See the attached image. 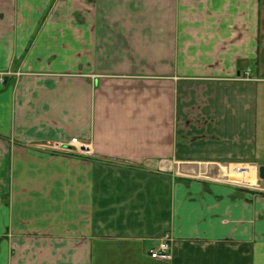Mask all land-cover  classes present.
Listing matches in <instances>:
<instances>
[{
    "label": "crops",
    "instance_id": "0c3cea01",
    "mask_svg": "<svg viewBox=\"0 0 264 264\" xmlns=\"http://www.w3.org/2000/svg\"><path fill=\"white\" fill-rule=\"evenodd\" d=\"M0 73V264H264V0H0Z\"/></svg>",
    "mask_w": 264,
    "mask_h": 264
},
{
    "label": "built area",
    "instance_id": "2783aa9c",
    "mask_svg": "<svg viewBox=\"0 0 264 264\" xmlns=\"http://www.w3.org/2000/svg\"><path fill=\"white\" fill-rule=\"evenodd\" d=\"M70 144L78 145L76 139H71ZM54 147H57V146L54 145ZM79 149L84 150V148H81V147ZM235 172L242 176L243 175L245 176L248 173L247 170L239 169V168H236ZM169 250H170V244L168 240L165 239L162 242H160V244L157 246L155 250L150 251V256L152 259H155V260H168L170 259Z\"/></svg>",
    "mask_w": 264,
    "mask_h": 264
},
{
    "label": "rangeland",
    "instance_id": "374dc122",
    "mask_svg": "<svg viewBox=\"0 0 264 264\" xmlns=\"http://www.w3.org/2000/svg\"><path fill=\"white\" fill-rule=\"evenodd\" d=\"M10 74H12L13 76H16V77H18L21 73H10ZM86 147H87V145H86ZM89 150L90 149H88L86 152H84V153H86V154H88L89 153ZM226 166L228 167V170H227V168H226ZM226 166H224V167H222L220 170H218V173H219V176H218V181H223V182H230V183H233L232 181V178H234V179H241V178H243L244 177V175L242 176V175H239L238 173H236L235 172V167L233 166V165H231V164H229V165H226ZM230 166V167H229ZM217 170H213V171H208V172H206V177H211L210 175L211 174H213V173H215ZM223 172V173H222ZM251 173H253V169H251ZM234 175L235 177H230V175ZM202 177V176H201ZM205 177V176H204ZM249 179V178H248ZM251 181H255L254 180V178L253 177H251V179L249 180V181H247V178H246V182H251ZM247 185H249V184H247Z\"/></svg>",
    "mask_w": 264,
    "mask_h": 264
},
{
    "label": "water",
    "instance_id": "95a60500",
    "mask_svg": "<svg viewBox=\"0 0 264 264\" xmlns=\"http://www.w3.org/2000/svg\"><path fill=\"white\" fill-rule=\"evenodd\" d=\"M257 172H258V179L264 181V166H259Z\"/></svg>",
    "mask_w": 264,
    "mask_h": 264
},
{
    "label": "bare ground",
    "instance_id": "6f19581e",
    "mask_svg": "<svg viewBox=\"0 0 264 264\" xmlns=\"http://www.w3.org/2000/svg\"><path fill=\"white\" fill-rule=\"evenodd\" d=\"M242 169H247V168H242ZM251 169H253V168H251ZM251 169H250V170H251ZM230 177H235V176H231V175H230ZM250 179H251V178H250ZM250 179H247V181H249ZM245 180H246V178L243 177V178H241L239 181L244 182L245 184H249V185H254V184H255V181H251V182L249 183V182H246Z\"/></svg>",
    "mask_w": 264,
    "mask_h": 264
}]
</instances>
